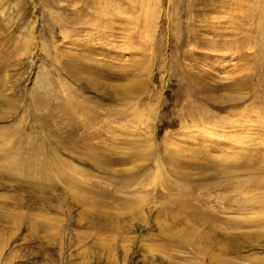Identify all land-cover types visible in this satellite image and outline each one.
I'll return each instance as SVG.
<instances>
[{
	"label": "rangeland",
	"instance_id": "1",
	"mask_svg": "<svg viewBox=\"0 0 264 264\" xmlns=\"http://www.w3.org/2000/svg\"><path fill=\"white\" fill-rule=\"evenodd\" d=\"M0 264H264V0H0Z\"/></svg>",
	"mask_w": 264,
	"mask_h": 264
}]
</instances>
